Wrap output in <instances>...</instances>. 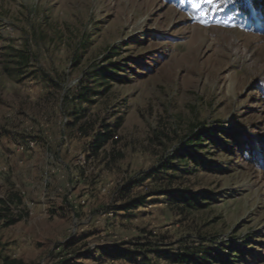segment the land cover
Wrapping results in <instances>:
<instances>
[{"label": "rangeland", "instance_id": "1", "mask_svg": "<svg viewBox=\"0 0 264 264\" xmlns=\"http://www.w3.org/2000/svg\"><path fill=\"white\" fill-rule=\"evenodd\" d=\"M229 7L0 0V264H191L176 258L248 238L239 264H264V33ZM85 87L93 101L73 103ZM103 124L116 132L95 153ZM201 132L195 155L224 170L154 175ZM169 186L209 203L179 212Z\"/></svg>", "mask_w": 264, "mask_h": 264}, {"label": "trees", "instance_id": "2", "mask_svg": "<svg viewBox=\"0 0 264 264\" xmlns=\"http://www.w3.org/2000/svg\"><path fill=\"white\" fill-rule=\"evenodd\" d=\"M230 1V7L229 11L231 14H235L236 17H238L240 20H242V23L244 25H251L255 30L260 31L264 33V0H235V2ZM10 53V52H8ZM21 58L18 63H25L24 60L28 57L21 56ZM120 69L119 66H116L111 70V72L115 73ZM116 74V73H115ZM115 74H100L98 75L100 80H98V85L101 87H104L105 90H109L112 84V76ZM92 90L88 87H85L82 89L81 92L78 94H75V96L72 98L73 103L76 100H84L88 102H92L90 93ZM86 108L85 107H78L76 105L73 106L72 112L70 113L71 116L75 115H81L79 118L75 116V120L71 122L70 127L76 126L79 122L78 119L82 118L85 115ZM118 122L116 124L115 130L119 129L123 125V117H118ZM85 124V123H84ZM81 123V125L78 127L80 131L83 133H87V128L85 125ZM104 127L102 129V132H99L97 136H95L93 142L90 145V148L93 152H98L104 144L115 135V130L111 128L109 124H103ZM206 132H201V134H197L194 138L189 140L187 142V145H189V148H180L176 152L177 154L170 157L168 160L163 162L161 166L159 167L158 171L154 174L155 176H158L160 178L165 177H171L169 180L172 181L173 177L174 179H177L178 177L184 176V175H195L197 174L201 169H205L207 171L215 170V171H222L224 170L223 167L219 165H213L211 163L205 162V156L195 155V152L202 150L205 148L206 144L202 143L207 138ZM208 137V136H207ZM209 140V138L207 139ZM216 142V141H215ZM234 140L228 141V146L224 148L227 152H233L235 151ZM176 161V162H175ZM177 193H174L171 191L170 186L167 187L166 190H164L163 194L167 195V202L168 205H170L173 209L178 210L179 212H186L191 210H201L205 206L208 205V200L203 199H210L209 196L202 198V195L204 194V191L200 192H190L188 190H177ZM145 197L136 200L135 202L131 203L128 206V209L135 208L136 206L140 205L141 203H144ZM21 202V200H18ZM4 217L0 214V220ZM14 220H8L6 222V225H9L13 223ZM259 239L261 236L258 234L257 236ZM251 238H248L247 240L244 239L240 241L243 243L239 246L236 244H229L224 248H221L220 251L217 250H207L204 248L202 251L198 253H202V255L197 256L198 254H193L191 252L180 254L176 258V261L181 263H191V264H239L243 263L246 258V253L248 254L249 246L250 244H253L254 242H251ZM257 241V240H255ZM239 243V242H238ZM117 253L120 255H127L124 254L121 249H117ZM248 257V256H247ZM4 264H8L9 258L8 256H2ZM10 264H23V261L21 259H11L9 261Z\"/></svg>", "mask_w": 264, "mask_h": 264}, {"label": "snow or ice", "instance_id": "3", "mask_svg": "<svg viewBox=\"0 0 264 264\" xmlns=\"http://www.w3.org/2000/svg\"><path fill=\"white\" fill-rule=\"evenodd\" d=\"M232 2H235V0H232ZM192 8L196 9L199 13V16L202 18L208 13L211 12H219L224 11L222 8L223 4L229 3V0H190ZM205 5L210 7H205ZM202 22H205L202 20ZM225 23H229V21H225ZM233 27H236L237 25L235 23L232 24Z\"/></svg>", "mask_w": 264, "mask_h": 264}, {"label": "built area", "instance_id": "4", "mask_svg": "<svg viewBox=\"0 0 264 264\" xmlns=\"http://www.w3.org/2000/svg\"><path fill=\"white\" fill-rule=\"evenodd\" d=\"M31 143H33V142H31Z\"/></svg>", "mask_w": 264, "mask_h": 264}]
</instances>
